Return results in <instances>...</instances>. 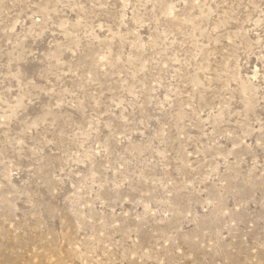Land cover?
Instances as JSON below:
<instances>
[{
  "label": "rangeland",
  "instance_id": "rangeland-1",
  "mask_svg": "<svg viewBox=\"0 0 264 264\" xmlns=\"http://www.w3.org/2000/svg\"><path fill=\"white\" fill-rule=\"evenodd\" d=\"M0 264H264V0H0Z\"/></svg>",
  "mask_w": 264,
  "mask_h": 264
}]
</instances>
